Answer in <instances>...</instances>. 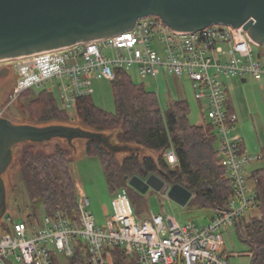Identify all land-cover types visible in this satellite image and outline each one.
I'll use <instances>...</instances> for the list:
<instances>
[{
	"label": "built area",
	"instance_id": "built-area-1",
	"mask_svg": "<svg viewBox=\"0 0 264 264\" xmlns=\"http://www.w3.org/2000/svg\"><path fill=\"white\" fill-rule=\"evenodd\" d=\"M255 46L260 50L256 52ZM8 60L16 78L11 102L27 89L57 91L70 113L80 96L92 94L94 77L114 80L117 69L136 66L144 77H157L160 70L185 76L203 115L218 131L220 162L233 194L227 209L216 213L209 223L181 224L174 216L155 213L139 219L124 186L113 196L112 215L99 226L87 209L89 198L79 191L77 219L60 210L41 219L15 221L8 217L11 230L0 239V264L67 260L79 244L88 252L91 264L110 263L107 248L114 244L137 254L140 264H234L224 253L223 229L234 227L247 210L257 207L255 186H249L246 168L251 161L260 160L261 154H248L236 131L238 115L230 109L226 80L263 75L264 42L246 38L241 26L220 23L179 31L161 17L149 15L110 37ZM0 116H4L1 106ZM166 157L173 165L177 162L173 149Z\"/></svg>",
	"mask_w": 264,
	"mask_h": 264
},
{
	"label": "trees",
	"instance_id": "trees-1",
	"mask_svg": "<svg viewBox=\"0 0 264 264\" xmlns=\"http://www.w3.org/2000/svg\"><path fill=\"white\" fill-rule=\"evenodd\" d=\"M111 81L116 102L114 113L98 106L89 94L77 99L71 115L62 106L56 91L27 89L17 101V107L27 121L9 118L15 123L40 126H78L111 135L115 144L132 146V151L115 152L97 139H86L88 155L99 157L114 194L124 186L131 194L134 188L126 176L147 178L155 173L171 185L179 183L193 193L186 205L189 209H212L214 215L227 209L233 186L220 162L218 131L208 118L203 115L202 124L192 123L189 102L177 99L171 93L167 108L162 109L158 94L143 84H137L126 69H117L116 77ZM65 140L51 151L41 148V142L26 141L15 146L21 148L14 165L19 172L17 180L31 202V212L26 218L38 216L41 206L46 214L60 210L69 218H78L79 193L72 168L77 146ZM171 149L177 156L174 165L166 157ZM121 152L125 155L121 156ZM261 160L264 161V146ZM5 174L8 189L19 186H15L17 180L10 181ZM250 178L255 184L257 213L249 218L245 215L238 218L234 228L240 241L247 246L245 252L251 256L250 264H264V164L254 170ZM135 212L137 216L141 215L137 208ZM142 216L138 218L142 219ZM2 228L5 232L11 230L8 220L2 223ZM107 250L111 255V262L107 264H140L138 255L129 253L121 244H114ZM224 253L227 255L226 251ZM88 261L89 254L82 244L76 246L72 256L67 258V264H86ZM51 264H62V260L55 258Z\"/></svg>",
	"mask_w": 264,
	"mask_h": 264
},
{
	"label": "water",
	"instance_id": "water-1",
	"mask_svg": "<svg viewBox=\"0 0 264 264\" xmlns=\"http://www.w3.org/2000/svg\"><path fill=\"white\" fill-rule=\"evenodd\" d=\"M149 15L179 31L220 23L241 26L246 38L264 42V0H0V60L110 37ZM56 137L71 144L75 138L97 139L115 152L134 149L113 143L111 135L78 126L15 123L0 116V221L8 207L4 173L13 161L14 147ZM125 179L143 194L153 189L183 206L193 197L183 185H171L155 173Z\"/></svg>",
	"mask_w": 264,
	"mask_h": 264
},
{
	"label": "rangeland",
	"instance_id": "rangeland-1",
	"mask_svg": "<svg viewBox=\"0 0 264 264\" xmlns=\"http://www.w3.org/2000/svg\"><path fill=\"white\" fill-rule=\"evenodd\" d=\"M255 51L260 48L255 46ZM9 60H1L0 66H7ZM129 74L137 84H143L147 89L155 91L158 94L162 109H166L169 101V94L177 99H186L190 105L189 118L192 123L202 124L204 121L203 112L197 99L194 96L193 88L185 76L177 77L169 72L160 70L157 77L142 76L138 68L132 66L128 69ZM13 75L15 72L13 71ZM224 79V78H223ZM230 90L231 99L238 115L237 132L244 139L246 151L248 154L257 155L262 153L264 146V74L260 77L247 75L245 78L234 77L226 80ZM15 79L11 77L0 78V106L4 110V116L11 117L16 121H27L24 114L17 107L18 98L11 102V95L14 91ZM92 98L95 103L110 111L116 112L115 96L112 89V81L107 79L93 78ZM37 92L41 89H35ZM57 92V91H56ZM57 97L59 94L57 92ZM60 101V99H59ZM74 112L71 113L73 115ZM30 121V120H29ZM63 138H53L41 142V148L51 151L56 144L65 143ZM74 144L77 146L75 161L72 164L74 177L79 191L89 198L90 204L87 209L94 215L96 223L104 226L113 213L112 199L114 192L111 190L105 177L101 160L98 156L88 155L86 151V139L75 138ZM14 158L6 171V178L10 181L17 180V169L14 166L17 162V156L20 154V147H14ZM121 156L125 152L120 153ZM264 164L263 160H253L247 166L249 176V186L254 188V180L250 174ZM5 178V177H4ZM18 181V180H17ZM7 184V183H6ZM19 185V186H17ZM17 187L13 190L7 188V212L0 221V239L5 233L2 223L7 221L8 217L14 220H23L31 212V202L20 181L16 183ZM23 188V187H22ZM131 200L140 212L139 218L149 214H163L176 217L179 223L185 224L194 221L199 225L207 224L212 220L214 211L212 209H189L174 201L167 195H162L157 191L150 189L143 194L137 190L131 189ZM136 204V205H135ZM142 212V213H141ZM38 217L41 219L46 215V211L41 206L38 211ZM257 213V209L247 210L245 216L249 218ZM235 227V226H234ZM234 227L224 228L225 244L224 251L230 256L229 259L234 264H250L249 252L245 243L241 242ZM74 245V242H72ZM62 259V264H67V260ZM23 264V263H19Z\"/></svg>",
	"mask_w": 264,
	"mask_h": 264
},
{
	"label": "flooded vegetation",
	"instance_id": "flooded-vegetation-1",
	"mask_svg": "<svg viewBox=\"0 0 264 264\" xmlns=\"http://www.w3.org/2000/svg\"><path fill=\"white\" fill-rule=\"evenodd\" d=\"M4 77H11L16 81L15 75H13V70L10 66H0V78Z\"/></svg>",
	"mask_w": 264,
	"mask_h": 264
},
{
	"label": "crops",
	"instance_id": "crops-1",
	"mask_svg": "<svg viewBox=\"0 0 264 264\" xmlns=\"http://www.w3.org/2000/svg\"><path fill=\"white\" fill-rule=\"evenodd\" d=\"M228 87V86H227ZM228 92H229V104H230V109H232V110H234L235 112H236V110H235V108H234V104H233V101H232V99H231V95H230V90H229V88H228ZM237 113V112H236ZM236 131H237V126H236ZM238 133V132H237ZM239 134V133H238ZM243 139V138H242ZM243 141H244V139H243ZM244 144H245V142H244ZM245 148H246V144H245ZM248 257H249V259H250V263H251V256L250 255H248Z\"/></svg>",
	"mask_w": 264,
	"mask_h": 264
}]
</instances>
